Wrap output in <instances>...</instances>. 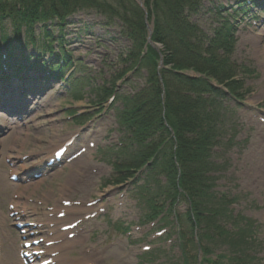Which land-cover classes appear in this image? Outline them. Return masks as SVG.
Wrapping results in <instances>:
<instances>
[{"label":"trees","instance_id":"16d2710c","mask_svg":"<svg viewBox=\"0 0 264 264\" xmlns=\"http://www.w3.org/2000/svg\"><path fill=\"white\" fill-rule=\"evenodd\" d=\"M112 1L0 0V47H20L23 40L36 43L37 50L51 54L48 70L56 75L73 66L71 50L61 35L70 15L92 9L104 18L99 23L106 29L118 25L115 38L124 39L127 46L117 52L115 60L123 67L115 70V79L132 85L134 79L127 75L132 72L143 83L117 96L120 107L115 116L122 138L119 145L105 147L115 173L111 183L142 175L138 195L151 216L163 211V221L169 223L173 213L179 225L183 262L195 261L199 247L208 256L202 264H259L256 222L233 212L235 198L216 189L217 180L225 176L219 154L227 142L223 137L231 104L242 99L244 81L238 75L240 69L253 73L231 60L235 18L247 8L235 7L206 28L199 21L203 0H143L145 11L135 0ZM222 7L215 6L214 13L220 14ZM5 17L11 20V33L2 24ZM151 21L150 38L161 44L159 50L147 42ZM37 23L41 28L36 35ZM76 23L90 34L91 25ZM53 41L58 45L55 53ZM160 55L163 66L157 69ZM115 79L109 84L107 80L86 83L97 103L115 92ZM181 204L180 211L176 206ZM189 249H195V254H189Z\"/></svg>","mask_w":264,"mask_h":264},{"label":"rangeland","instance_id":"374dc122","mask_svg":"<svg viewBox=\"0 0 264 264\" xmlns=\"http://www.w3.org/2000/svg\"><path fill=\"white\" fill-rule=\"evenodd\" d=\"M233 2L234 0H204V15L199 16V21L206 28L209 24H216V20L220 18L214 15V7L220 4L226 6L218 14L220 17L225 16L233 7L230 6ZM261 2L257 0L249 5L248 16L257 14L258 18L264 17V12L258 14L264 9ZM209 8L212 11L209 12ZM78 20H82L87 26L91 25L90 34L76 29L79 24L75 21ZM68 21L62 35L63 43L71 49L72 57L86 63L89 67L87 70L93 72L96 82L115 77V70L123 67L115 60V56L118 50L127 46L124 39L115 38L118 25L106 29L105 25L99 23L104 18L92 9L77 12ZM3 23L11 32L8 17ZM258 28L253 30V25L244 26L241 23L234 36L231 60L238 65L247 66L253 74L246 76L247 73L240 69L238 75L244 79L241 90L244 105H230L229 128L226 137H223V141L227 142L222 144L224 147L219 154V162L222 163L220 172L225 176L217 181V189L230 190V197L235 198L236 207L257 223L259 244L255 253L258 262H264V25ZM39 29L37 27L35 32ZM53 46L56 51V41ZM30 50L27 47L25 54ZM13 52L20 55L17 48H13ZM33 55H36V51ZM48 55V52H44L42 58L45 59ZM104 60L111 65L107 66ZM74 77L76 75L71 79ZM115 81L118 93L131 90L128 83L117 79ZM80 83H75L76 90L80 88ZM141 83L142 78L135 77L134 87ZM86 90L82 88L79 91L82 97L74 100L72 94L59 85L51 86L39 95H25L27 102L24 109L28 111L27 114L21 112L8 115L0 111V264H21L18 251L21 249L22 236L14 228L15 216H10L15 208L21 217L19 221L43 222L41 228L31 229V232L38 233L30 238L56 233L58 231L55 227L58 229L61 223L80 220L69 231L75 234L73 237L63 235L57 238L71 240L80 237L78 242L65 245L59 264H64V259L73 264H82L85 261L102 264L189 263L187 260L182 262L180 248L175 244V234L171 233L170 238H166L170 231L166 228L161 230V224L140 221L148 208L142 198L130 193V182L105 185V180L112 175L111 166L100 149L122 138L115 117L120 101L115 99L110 106L105 103L92 106L90 102L95 97L88 95ZM22 97L23 95L17 102ZM33 97L34 100H31ZM71 110L76 113L75 116H70L68 112ZM71 139L73 140L67 147L65 159L56 166L52 165V169L47 162L53 150ZM239 139L241 142L235 141ZM81 149L84 151L70 159V155ZM80 168L85 173L88 172L89 176L80 175ZM12 172L19 175V181L9 179ZM37 172L41 175L35 177ZM53 172L56 174L50 177ZM85 179H88L86 183L83 182ZM40 180L42 181L38 186L32 185ZM64 182L70 187L63 188ZM62 199L75 206L82 205L83 209L66 212L65 217L60 218L62 222L53 226L59 209L57 207L62 206ZM176 207L178 209V205ZM179 207L183 208V205ZM22 208L27 210L22 212ZM92 214L94 215L91 216ZM47 219L53 221L48 223ZM125 226L128 230L118 228ZM144 246L149 249L144 250ZM155 247L163 253H144Z\"/></svg>","mask_w":264,"mask_h":264},{"label":"bare ground","instance_id":"6f19581e","mask_svg":"<svg viewBox=\"0 0 264 264\" xmlns=\"http://www.w3.org/2000/svg\"><path fill=\"white\" fill-rule=\"evenodd\" d=\"M246 37H247V38H252V37H250V36H249V37L246 36ZM20 111H21V110H20ZM20 111H18V112H20ZM24 113H26V112H24ZM26 114H27V113H26ZM57 148H59V147H57ZM57 148H56V149H57ZM18 150H19V149H18ZM54 150H55V149H54ZM34 153H35V152H34ZM38 162H41V161H38ZM82 171H83V172H82ZM85 171H87V170H85ZM78 173H79L80 175L87 174V176H89V175H88L89 173H88V172L85 173L84 170H83V168H82V169L80 168V169L78 170ZM55 174H56V172L51 173V174H50V177H51V176H54ZM41 181H42V180H40V181H36V182H34L33 184H32V183H31V184L34 185V186H38L39 183H40ZM87 181H88V179H85L83 182L86 183ZM84 183H83V184H84ZM64 187H67V188H68V187H70V186H69V184H68L67 182H66V183L64 182V183H63V188H64ZM46 198H49V196L46 197ZM80 207H81V206H80ZM77 209H79V208L77 207L76 210H77ZM79 240H80V237H77L76 239H75V238H72L71 240H67V239H66V240L63 241L62 243L55 245V247H56V248H62L63 245L71 244L72 242H78ZM18 260H19V259H18ZM88 263H89V262H88ZM83 264H85V263H83Z\"/></svg>","mask_w":264,"mask_h":264},{"label":"water","instance_id":"95a60500","mask_svg":"<svg viewBox=\"0 0 264 264\" xmlns=\"http://www.w3.org/2000/svg\"><path fill=\"white\" fill-rule=\"evenodd\" d=\"M137 2H138L139 5L142 7V1H141V0H137ZM151 31H152V25H149V26H148V37H147V40H148V42H150V43H151V41H150V34H151ZM161 65H162V59L160 58L159 66H161Z\"/></svg>","mask_w":264,"mask_h":264}]
</instances>
